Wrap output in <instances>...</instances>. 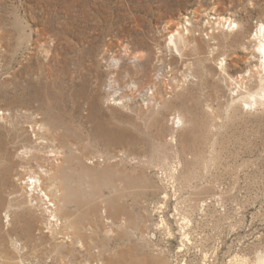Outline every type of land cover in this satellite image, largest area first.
<instances>
[{
	"label": "rangeland",
	"instance_id": "obj_1",
	"mask_svg": "<svg viewBox=\"0 0 264 264\" xmlns=\"http://www.w3.org/2000/svg\"><path fill=\"white\" fill-rule=\"evenodd\" d=\"M263 16L264 0H0V264L264 255V106L241 101ZM36 122L71 191L53 225L25 184L57 163Z\"/></svg>",
	"mask_w": 264,
	"mask_h": 264
},
{
	"label": "bare ground",
	"instance_id": "obj_2",
	"mask_svg": "<svg viewBox=\"0 0 264 264\" xmlns=\"http://www.w3.org/2000/svg\"><path fill=\"white\" fill-rule=\"evenodd\" d=\"M212 10H214V8H212ZM206 16L208 17V15H206ZM178 24H180V23H178ZM178 24L176 25V23H175L174 27H173V28H178V29H176L175 31L173 30V28L170 29V31L167 33V36L169 35V37L167 38V36H166V40H165L167 42L166 47L169 48L171 51L174 49L175 52H178V41L181 43L183 42V36L181 35V33L179 31ZM214 24H216L217 27L221 28V30L225 29L227 32H231V33H235V34L242 27L240 22H238V21L236 22V21L229 19V18L226 19L224 17H217V19H215V21H214ZM185 27L187 28V26H185ZM186 31H187V34H189L188 28L186 29ZM226 31H225V33H226ZM221 32H223V31H221ZM211 36L212 35H209L210 38H211ZM250 36H251L250 39L254 45V53L256 54V56L258 58L257 59L258 60V67H257L256 74L258 77L257 81L258 80L259 81L257 82V88H256L257 90L254 92H247V95L245 94L246 97L241 99L244 106H246L248 108L252 107L254 105H258V104L264 106V16H263L262 20L255 26L254 34L253 35L250 34ZM185 37H187V36H185ZM190 41H191V39H190ZM184 47H186V46L184 45ZM209 48H210V46H209ZM196 50H198V49H196ZM221 65H222V62H221ZM246 91H247V88H246ZM152 94H153V96H155L154 93H152ZM155 101H157V100H155ZM182 121H183L182 118L178 117L176 124H178V122L181 124ZM42 124L44 125V123L36 122L34 124V126H31L32 132L34 133V136H35L34 142H36L37 140L38 141L42 140L45 137L50 143L56 144L55 146H58L57 135L55 132L53 133L52 131H50V129L45 130L44 134L41 132L35 131V127L37 125H39L38 127H41ZM46 135H48V136H46ZM28 153L30 154V157H40V154H39L40 152H39V150H36L35 147L30 148ZM49 153L52 154V156L54 157V160L57 161L56 165L50 161V158H43L42 160L47 162L48 164L46 166L45 165L44 166H42V165L37 166L38 168H40L39 172L30 170L25 184H26V187H29V185L31 186L30 192L32 194H36V196H35L36 201L41 202L42 205L44 206V207H42L43 208L42 211H43L44 215L46 216L47 223L49 225H53V223L54 224L58 223L59 216H60L59 213H60L61 208H62V207L58 206V203L62 202L61 200H63L64 197L71 194V191L68 189L67 184L65 182V179L62 176V173L60 171L63 162L59 161L60 159L57 158L58 156L62 155L63 150H61V148L59 147V148H56V150L51 149L49 151ZM174 171L175 170L171 171L172 174L170 175V179L172 180L173 183L175 181L173 178L174 176L172 177ZM56 191L59 192L58 195L56 194ZM63 205L65 206V203L62 204V206ZM5 218H6L5 224L7 226H9L10 225V216L7 214V212H5ZM66 221H68V220H66ZM73 229H74V227H73ZM11 242H12V245L15 248V250L18 251L17 240L12 239ZM229 264H264V255L263 254L259 255L257 260H255V262H253V263H249L247 260L241 259L240 257H235L233 259V261H231Z\"/></svg>",
	"mask_w": 264,
	"mask_h": 264
}]
</instances>
